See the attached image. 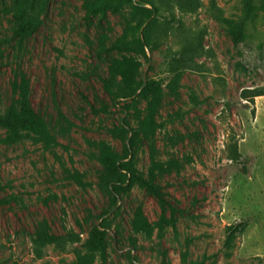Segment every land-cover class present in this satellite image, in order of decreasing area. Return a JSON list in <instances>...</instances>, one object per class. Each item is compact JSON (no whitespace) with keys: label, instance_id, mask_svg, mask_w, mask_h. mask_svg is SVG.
I'll return each mask as SVG.
<instances>
[{"label":"rangeland","instance_id":"rangeland-1","mask_svg":"<svg viewBox=\"0 0 264 264\" xmlns=\"http://www.w3.org/2000/svg\"><path fill=\"white\" fill-rule=\"evenodd\" d=\"M141 1L0 0V110L18 99L22 74L58 142L27 134L0 144V264H73V249L103 223L108 264H264V95L252 97L264 93V11L235 42L226 22L241 21V0H198L194 12ZM22 23L30 28L21 40ZM188 43L201 48L178 63ZM123 58L140 63L143 87L161 90L153 151L141 129L153 94H129L113 72ZM101 143L119 158L128 151L124 161L142 178L154 156L176 230L159 237L161 209L140 182L115 198ZM138 209L150 239L133 230ZM240 222L248 227L227 258L226 230ZM41 223L81 243L37 258L30 237Z\"/></svg>","mask_w":264,"mask_h":264},{"label":"trees","instance_id":"trees-1","mask_svg":"<svg viewBox=\"0 0 264 264\" xmlns=\"http://www.w3.org/2000/svg\"><path fill=\"white\" fill-rule=\"evenodd\" d=\"M142 2L141 0H138ZM243 6V18L241 21L232 22L227 21V26L230 33L234 36L235 42H238L243 36L244 27L252 21L259 12L264 11V3L257 5L255 0H241ZM154 11L159 12L163 8L164 4L172 6L182 12H194L199 7L198 0H161L160 2H153ZM219 11L217 10V13ZM153 13V10L150 11ZM219 19L221 15L219 13ZM150 27V25H149ZM30 26L29 23H22L18 36L22 40L27 34ZM147 31V30H146ZM145 31V33H146ZM145 48L148 47V43L145 41L142 43ZM201 48V44L194 45L188 43L183 50L179 52V57L175 59L178 63H190V57L198 52ZM140 63L133 59L123 58L115 62L113 72L121 78V81L129 92L134 96L136 92L143 88V93H152L153 98L149 104L148 115L142 122V132L145 135L148 142L151 144V151L154 150L153 140L156 134V116L158 111L159 96L161 93L159 84L156 82H150L146 87H143L137 81V76L140 70ZM17 78L20 76L21 81H16L13 85L15 92L18 94V99L4 110H0V128L7 131V135L4 139L0 140V144H12L18 142L24 138L27 134L35 137L38 142L43 143L47 147L55 146L58 144L56 138L51 134L47 121L36 112L32 106L29 97V87L22 74H17ZM172 90V89H171ZM171 92H175L172 90ZM264 95L260 91L252 95L253 98ZM244 97H247L244 95ZM249 98V97H247ZM239 154L237 149H234L231 159L236 161ZM128 158V151L123 158L117 157L109 147L104 143L100 144L99 161L109 169L111 175L114 178L115 186L111 188L108 185V189L115 194V198H118L120 190L124 189L125 184L128 182L138 181L140 182L148 192L158 203L161 214L156 224L159 229V237L163 236L164 229L167 225H171L174 230L177 229L176 212L177 208L168 199V195L160 187L158 183V173H160V167L152 156V165L147 178L137 176L132 170L130 163L124 161ZM169 214V216H168ZM247 224L240 222L234 225H230L226 232L225 249L227 250L226 257L232 255L231 250L236 238L241 235L246 229ZM133 230L136 234H142L146 238L150 239L153 233V227L150 224L147 217L144 215L142 209H138L133 221ZM107 237L108 233L104 226V223L96 226L92 229L88 239L82 243L81 248H74L73 252L75 260L73 264H108L107 255ZM31 242L33 246L34 254L37 258L43 256L44 250L53 246L60 251H67L70 247L79 245L81 243L80 236L73 232L65 235H56L52 233L46 224H39L36 230L31 235Z\"/></svg>","mask_w":264,"mask_h":264}]
</instances>
